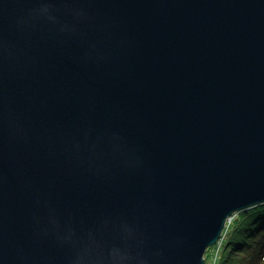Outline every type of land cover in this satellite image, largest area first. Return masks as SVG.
Here are the masks:
<instances>
[{
	"label": "water",
	"instance_id": "obj_1",
	"mask_svg": "<svg viewBox=\"0 0 264 264\" xmlns=\"http://www.w3.org/2000/svg\"><path fill=\"white\" fill-rule=\"evenodd\" d=\"M264 202V0H0V264H204Z\"/></svg>",
	"mask_w": 264,
	"mask_h": 264
},
{
	"label": "trees",
	"instance_id": "obj_2",
	"mask_svg": "<svg viewBox=\"0 0 264 264\" xmlns=\"http://www.w3.org/2000/svg\"><path fill=\"white\" fill-rule=\"evenodd\" d=\"M204 264H264V202L230 217Z\"/></svg>",
	"mask_w": 264,
	"mask_h": 264
}]
</instances>
